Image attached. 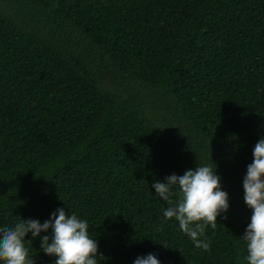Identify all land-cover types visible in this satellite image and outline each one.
<instances>
[{
    "label": "trees",
    "instance_id": "16d2710c",
    "mask_svg": "<svg viewBox=\"0 0 264 264\" xmlns=\"http://www.w3.org/2000/svg\"><path fill=\"white\" fill-rule=\"evenodd\" d=\"M261 138L264 0H0V230L63 208L87 221L97 264H247ZM198 165L229 198L207 251L163 215L178 185L172 205L152 187Z\"/></svg>",
    "mask_w": 264,
    "mask_h": 264
},
{
    "label": "clouds",
    "instance_id": "9594fccd",
    "mask_svg": "<svg viewBox=\"0 0 264 264\" xmlns=\"http://www.w3.org/2000/svg\"><path fill=\"white\" fill-rule=\"evenodd\" d=\"M214 162V161H213ZM217 167V166H216ZM210 166L188 169L183 175L172 174L164 182L157 181L155 192L172 205L173 186L179 187V200L168 207L163 215L175 218L179 227L196 248L207 251L210 243L200 239L205 228L216 227L217 217L229 209L228 193L222 190L221 178ZM244 201L252 211L250 223L242 236L246 243L247 264H264V138L253 150V162L247 166L243 179ZM227 217L225 216V219ZM51 232L41 236V233ZM28 233L41 238V249L49 256H56L55 264H97L98 242L90 238L88 223L76 214L69 215L58 208L48 220H22L14 227L0 230V262L3 264H34L25 247ZM51 240V242H49ZM31 241V240H29ZM133 264H161L155 254L138 256Z\"/></svg>",
    "mask_w": 264,
    "mask_h": 264
}]
</instances>
